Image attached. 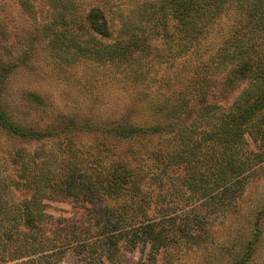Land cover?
<instances>
[{"label":"trees","instance_id":"16d2710c","mask_svg":"<svg viewBox=\"0 0 264 264\" xmlns=\"http://www.w3.org/2000/svg\"><path fill=\"white\" fill-rule=\"evenodd\" d=\"M143 7L142 19L112 20L117 40L106 50L94 42L89 57L140 63L149 56L148 33L163 35L175 69L170 94L151 107L164 121L54 114L40 96L45 117L33 121L0 102V134L9 141L0 147V264H61L67 253L81 264H118L140 245L150 246L155 262L163 252L210 248L215 229L234 216L229 241H236L219 243L214 260L252 261L264 206L240 207L264 166V0ZM64 24L61 14L49 25L61 39ZM217 87L239 92L223 101ZM86 134L102 137L83 143ZM12 190L28 197L10 202ZM65 200L79 204L76 214L53 221L50 202Z\"/></svg>","mask_w":264,"mask_h":264},{"label":"rangeland","instance_id":"374dc122","mask_svg":"<svg viewBox=\"0 0 264 264\" xmlns=\"http://www.w3.org/2000/svg\"><path fill=\"white\" fill-rule=\"evenodd\" d=\"M145 1L27 0L22 5L18 0H0V76L4 73L0 83V102L11 105L19 118H32L33 121L45 117L42 107L35 101L37 96L49 104L54 114L109 118L112 122L146 121V124H156L164 121L165 118H159L151 107L152 102H159L170 94L167 75L172 78L175 69V66H170L173 57L168 58L171 54H166L167 44L163 35L152 34L153 31L148 33L149 56L140 63L138 56L129 61L118 58L104 60L102 54L103 59L89 57V47L94 42L98 44L94 48L106 50L109 43L117 40L114 22L127 18L142 19ZM61 14L66 21V25L58 27L66 31V38L62 39L49 26ZM164 53V58L158 56ZM217 91L220 97L224 95L223 101H232L239 89L233 94L221 93V87H217ZM101 137V134H86L83 143L94 142ZM250 141L253 147H257L252 139ZM8 142L0 134V147ZM118 147L124 149L121 145ZM3 154L0 152V157ZM255 182L257 184L241 203L240 209L244 213L252 205L264 206V166L257 173ZM27 197V192L16 190L8 195L9 201L14 203ZM78 205L74 200L53 201L47 211L54 217L53 221L62 220L72 218ZM237 218L234 216L215 229L216 242L210 248L184 252L175 249L173 253H177L174 256L171 252H163L152 262L150 246L140 245L132 250L125 249L118 264H230L231 258L218 262L214 256L216 251H220L217 248L219 243L226 240L232 246L236 241H229V226H237ZM244 221L241 219L240 223L243 225ZM61 264H81V261L78 256L67 253ZM249 264H264V236Z\"/></svg>","mask_w":264,"mask_h":264}]
</instances>
